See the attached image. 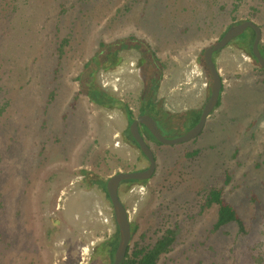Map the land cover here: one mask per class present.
<instances>
[{
	"label": "rangeland",
	"instance_id": "374dc122",
	"mask_svg": "<svg viewBox=\"0 0 264 264\" xmlns=\"http://www.w3.org/2000/svg\"><path fill=\"white\" fill-rule=\"evenodd\" d=\"M244 21L259 26L264 51V0H0V264L111 263L104 245L119 234L106 182L149 164L123 108L78 94L76 78L100 42L150 45L164 66L155 101L170 117L157 127L176 139L187 132L183 116L201 113L210 95L204 51ZM242 43L213 56L220 102L196 139L162 145L140 128L156 170L121 183L119 198L130 251L175 232L157 264H264V71ZM141 57L123 50L94 77L133 120L146 87ZM212 189L243 234L234 223L212 231Z\"/></svg>",
	"mask_w": 264,
	"mask_h": 264
},
{
	"label": "trees",
	"instance_id": "16d2710c",
	"mask_svg": "<svg viewBox=\"0 0 264 264\" xmlns=\"http://www.w3.org/2000/svg\"><path fill=\"white\" fill-rule=\"evenodd\" d=\"M240 40H242L243 42L241 47H245L246 49L248 47V50L251 54V46L254 40V32L251 30V32L241 35ZM66 42L67 40H63V42L60 44V54L62 52V47L64 44H66ZM129 49H134L139 52L142 56L140 60L141 66L142 68H145L146 66V70L144 69V72L146 71V75H144L146 80V87L142 95V103L139 108V116L149 115L155 121L156 126L157 123L160 126L166 125L167 120H169L170 117L165 111L161 110L160 103H157L155 101V93L163 77L164 66L163 63L159 60V58L156 56V53L152 50L150 45L145 40H141L135 37H127L116 40L111 43L100 42L98 44V49L95 55L83 65L82 70L76 78L79 87L78 94L87 97L91 103H94L104 108H111L112 106H118L119 108H123L129 122L132 123L134 120L132 112L129 110V108L126 105L121 104L118 100L114 99L110 95H108L104 90H102L94 83L95 73L99 69L105 68L112 62L114 63L118 54L121 51ZM260 53L264 57V51L260 49ZM251 57L253 58L252 54ZM202 64L206 68L204 62ZM206 70L210 84L211 76L207 68ZM219 102L217 106H219ZM200 114L201 113L196 111H190L183 116V125L185 124V126L187 127V131L198 123ZM143 130L149 136V138L156 141L145 127H143ZM141 134L144 136L142 132ZM132 141L136 144L133 138ZM229 181L230 178L226 177V182L229 183ZM214 204L218 206V211L217 219L212 231L216 232L220 228L228 224L234 223L237 226L238 232L240 234H243V221L240 219L235 209L231 205L224 202L222 198L221 189H212L207 194L204 206L206 208H210ZM174 241L175 232L172 230H167L164 235L159 238L150 248H138L137 246H134V249L130 251V248L128 247L126 256L121 264H157V261L161 255L170 252L171 246ZM116 247L117 236H114L104 245L105 253L109 256L111 263L113 261V256Z\"/></svg>",
	"mask_w": 264,
	"mask_h": 264
},
{
	"label": "water",
	"instance_id": "95a60500",
	"mask_svg": "<svg viewBox=\"0 0 264 264\" xmlns=\"http://www.w3.org/2000/svg\"><path fill=\"white\" fill-rule=\"evenodd\" d=\"M251 29L254 32V40L251 46V54L257 65L264 71V57L260 53L259 42L261 30L258 25L252 21H244L234 26H230L223 36L211 47H208L203 54V60L211 76L210 95L203 106L198 123L189 129L186 133L176 139H166L156 126L155 121L149 115H140L130 125V134L136 142L140 152L148 161V167L145 170L128 173H117L111 176L106 182V194L112 206L113 217L117 226L119 239L111 264H121L126 256L127 249L131 241V227L127 211L119 198V187L124 181H147L152 178L156 170V160L152 150L147 144L144 136L140 132V126H143L153 136V138L162 145H178L193 141L202 132L207 118L217 107L222 80L213 56L216 52L227 47L236 37L241 36L246 30Z\"/></svg>",
	"mask_w": 264,
	"mask_h": 264
},
{
	"label": "flooded vegetation",
	"instance_id": "af4514ba",
	"mask_svg": "<svg viewBox=\"0 0 264 264\" xmlns=\"http://www.w3.org/2000/svg\"><path fill=\"white\" fill-rule=\"evenodd\" d=\"M141 127L143 128V126H140V128H141ZM140 128H139V129H140ZM140 132H141V130H140Z\"/></svg>",
	"mask_w": 264,
	"mask_h": 264
}]
</instances>
